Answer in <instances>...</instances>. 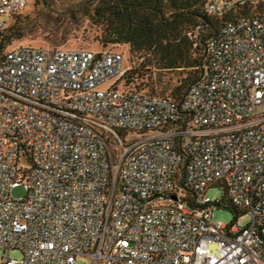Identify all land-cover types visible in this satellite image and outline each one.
Instances as JSON below:
<instances>
[{"label": "built area", "instance_id": "1", "mask_svg": "<svg viewBox=\"0 0 264 264\" xmlns=\"http://www.w3.org/2000/svg\"><path fill=\"white\" fill-rule=\"evenodd\" d=\"M27 5L0 0V16ZM209 52L181 105L123 89L120 51L0 54V264H264V12L226 22ZM222 181L247 226L214 220Z\"/></svg>", "mask_w": 264, "mask_h": 264}, {"label": "trees", "instance_id": "2", "mask_svg": "<svg viewBox=\"0 0 264 264\" xmlns=\"http://www.w3.org/2000/svg\"><path fill=\"white\" fill-rule=\"evenodd\" d=\"M57 1L74 3L72 9L84 11L102 28L100 49L96 50H110L106 48L119 44L129 46L132 69L123 78V89L161 95L179 105L208 70L209 43L219 29L239 15L264 12V3H261L236 5L222 15L210 14L207 10L210 0ZM15 30L16 26L7 25L0 31V54L7 50L6 44ZM60 37L56 36V44H60ZM21 162L30 163L28 152H24ZM182 184L185 187L184 181ZM215 186L224 189L222 199L215 206L229 209L237 216L242 214L230 198L227 182L212 187Z\"/></svg>", "mask_w": 264, "mask_h": 264}, {"label": "rangeland", "instance_id": "3", "mask_svg": "<svg viewBox=\"0 0 264 264\" xmlns=\"http://www.w3.org/2000/svg\"><path fill=\"white\" fill-rule=\"evenodd\" d=\"M74 3L49 2L42 0H28V5L19 17L15 14L0 16V22L9 26H16V30L7 42V49H15L20 46H35L38 48H67L71 50H96L100 49L99 44L102 38L101 27L95 25L84 11L72 9ZM9 34V33H8ZM62 36L61 41L56 44V36ZM106 49L124 53V69L131 66V54L128 45H111ZM147 70V68H145ZM110 82L101 86L107 89ZM129 135L128 139H134ZM15 198L26 196V189L23 185L15 188L12 192ZM208 197L215 203L222 199L224 189L218 186L211 187L207 191ZM213 218L225 225L238 223L240 226H247L251 219L247 214L236 215L226 208L214 207ZM12 258L21 257L19 251L10 253ZM75 264H88L85 260H79Z\"/></svg>", "mask_w": 264, "mask_h": 264}]
</instances>
